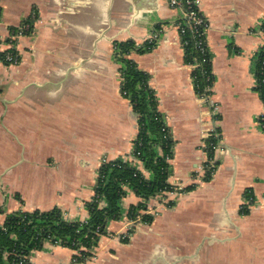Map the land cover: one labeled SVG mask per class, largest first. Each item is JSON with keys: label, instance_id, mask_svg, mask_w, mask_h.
Returning a JSON list of instances; mask_svg holds the SVG:
<instances>
[{"label": "crops", "instance_id": "0c3cea01", "mask_svg": "<svg viewBox=\"0 0 264 264\" xmlns=\"http://www.w3.org/2000/svg\"><path fill=\"white\" fill-rule=\"evenodd\" d=\"M198 1L219 107L210 180V119L175 25L180 10L166 0H0V225L9 214L55 208L72 221L90 218L102 162L129 158L138 135L115 43L157 32V46L131 58L150 73L174 140L168 181L190 188L151 198L153 222L123 242L128 210L142 202L128 190L125 216L109 223L91 261L74 263V250L47 242L30 264H264V103L255 89L264 0ZM13 49L19 63L6 64L1 54Z\"/></svg>", "mask_w": 264, "mask_h": 264}, {"label": "trees", "instance_id": "16d2710c", "mask_svg": "<svg viewBox=\"0 0 264 264\" xmlns=\"http://www.w3.org/2000/svg\"><path fill=\"white\" fill-rule=\"evenodd\" d=\"M177 22L184 25L183 20ZM24 23L31 25L33 20H26ZM18 31L19 28H12V32ZM182 41L186 63L196 65L192 74L195 91L203 92L215 80L210 50L207 48L202 52L198 49L199 39L188 29ZM157 42L158 40L147 39L141 43L134 40L115 43L116 60L121 65V92L130 101L138 122V135L134 140L131 156L141 160L145 169L152 173V178H147L138 164L128 158L106 160L98 170L95 196L88 203L90 218L87 221L69 220L58 208L9 214L0 225V264H30L32 252L43 250L47 242L74 250V263L86 262L93 256L91 250L98 246L101 238L110 234L109 223L125 216L122 201L128 195V190L142 199L139 204L131 206L127 213L129 220L135 222L133 231L139 224L153 222L154 216L147 213L148 201L176 188L168 181V159L173 158L174 140L159 111L156 91L150 85V73L139 68L131 56L151 52ZM8 53L18 55L14 49L2 53L1 59L6 64H9L5 60ZM262 55L264 46L257 60L259 69L256 88L264 100V73L260 71ZM258 120L264 124V115ZM208 143L205 151L209 160L206 165L210 169L207 170L206 180L211 179L218 166L217 162L211 164V160L215 159L213 144H219V138H210ZM189 189L185 188L182 192Z\"/></svg>", "mask_w": 264, "mask_h": 264}, {"label": "built area", "instance_id": "2783aa9c", "mask_svg": "<svg viewBox=\"0 0 264 264\" xmlns=\"http://www.w3.org/2000/svg\"><path fill=\"white\" fill-rule=\"evenodd\" d=\"M166 2L168 3V5L170 7L174 8V9H178L181 11V18L178 20H183L184 25H182L181 23H178V22L175 23V25L177 26V28L179 30L181 40L183 39V35H185V33L187 32V29H188L189 31H191V33H193L195 35V37L197 39H199V41L197 43L198 49H200L202 52H205L206 49L208 48V46L206 45V42H207L206 35H207L208 23H207V20L205 19V17L203 16V14L201 13L199 1L198 0H166ZM25 28L28 29L29 26L20 27L18 32L21 34L25 30ZM256 33H258L262 38H264V22H262L260 25H258V27L256 28ZM160 34H161V32L153 33L151 35V37L148 39L159 40ZM182 45H184L183 41H182ZM262 57L263 58H262V62H261L260 71H262L264 73V55H262ZM5 60L10 65H17L19 63L20 57H19V55L15 56V55H12L11 53H8L5 57ZM192 66L194 67V69L196 68V65H192ZM258 69L259 68L256 65L255 89L258 87V79H257ZM262 82H264V79L262 80ZM193 84H194V80H193ZM194 89H195V84H194ZM212 89H213V85L210 84L204 88L203 92H199V91L196 92L199 100L201 101V103L204 105V107L206 109V114L209 116V119H210L209 122H207L208 127H206V132L204 134L203 150L205 153H206L205 149L209 145V143H208L209 139L213 138V137L219 138L218 130L216 127L217 121H218L217 115H218L219 107H218V104L213 99ZM256 91L261 96L259 90L256 89ZM122 95L124 96V93H122ZM263 103H264V100H263ZM263 115H264V112L260 116H263ZM259 124H260V127L264 130V124L261 121L259 122ZM218 147H219V144H217V145L213 144V149L215 151L218 149ZM128 159L131 161L141 162V160L134 159L133 156H129ZM104 161H106V160H104ZM168 161L170 162L171 159H168ZM214 163H215V161L211 160V164L214 165ZM182 190H183V188L176 187L172 191L164 192V193L159 194V195L164 196L166 193H174V192L175 193H184V192H182ZM249 202H252V199H250ZM152 215L155 216L156 213L152 214ZM134 224H135V222L129 220V218H128V227H127L126 232L119 235V239L121 241L125 242V241H128L131 239V237L133 236V234L135 232V230L133 231ZM55 245H59V244H55ZM91 251L93 253V256L91 258H89L87 260V262L91 261L95 257L96 248H94Z\"/></svg>", "mask_w": 264, "mask_h": 264}, {"label": "bare ground", "instance_id": "6f19581e", "mask_svg": "<svg viewBox=\"0 0 264 264\" xmlns=\"http://www.w3.org/2000/svg\"><path fill=\"white\" fill-rule=\"evenodd\" d=\"M155 214V213H154Z\"/></svg>", "mask_w": 264, "mask_h": 264}]
</instances>
